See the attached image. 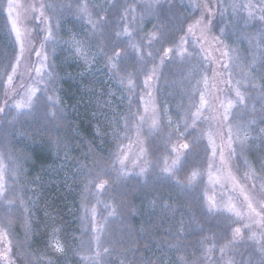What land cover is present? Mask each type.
<instances>
[{
    "label": "snow or ice",
    "instance_id": "obj_1",
    "mask_svg": "<svg viewBox=\"0 0 264 264\" xmlns=\"http://www.w3.org/2000/svg\"><path fill=\"white\" fill-rule=\"evenodd\" d=\"M5 10L0 264H69L70 256L81 264H111L113 257L127 264L125 245L111 234V218L121 214V190L129 180L147 182L150 176L185 197L188 216L187 223L177 221L175 232L166 230L153 255L139 264H264V0H0ZM145 20L155 21L152 31H144ZM240 43L248 45L250 58L241 54ZM57 50L65 63L83 66L81 76L102 72L119 96L110 89L101 95L114 99L96 104L104 127L111 128L103 135L112 147L104 154L90 146V163H73L72 179L82 181L79 235L66 237L53 224L45 247L33 248L32 208L39 197L31 185L38 180H29L30 156L13 141L17 135L35 140L17 127H31V118L36 131L64 153V163L69 160L72 149L59 132L67 120ZM168 88L179 89L174 106ZM102 131L96 138L103 143ZM156 203L177 212L172 204Z\"/></svg>",
    "mask_w": 264,
    "mask_h": 264
},
{
    "label": "trees",
    "instance_id": "obj_2",
    "mask_svg": "<svg viewBox=\"0 0 264 264\" xmlns=\"http://www.w3.org/2000/svg\"><path fill=\"white\" fill-rule=\"evenodd\" d=\"M94 2L97 3L95 0ZM6 16V10L0 11V48L6 44L4 39ZM183 16H188L187 10L183 11ZM197 16L198 14L194 18ZM153 23L155 21H148L145 26L142 25L144 31H152ZM66 27L72 28L73 31L78 30V26L71 23ZM61 35L67 39L64 31ZM245 46L246 43L242 45L243 51H245ZM62 56L58 55L59 58L56 59V69L62 78L60 95L66 108L67 123L60 128L59 132L66 138L72 149L69 153V160L64 163V153H57L49 144L48 137L36 131L37 121L31 118H29L31 127L28 124L17 127L20 130L29 131L35 136V140H23L17 135L13 141L15 148L24 149L30 156V160L25 165L30 172L29 180H38L37 184L31 185L36 188L39 197L38 204L32 208L34 233L31 242L33 248L45 247L53 224L62 226L64 230L62 235L66 237L72 234L79 235L82 227L79 220L82 181L72 179L73 173L76 172V167H73L74 160L88 164L90 158L85 160V155L90 146L97 150L104 149V154L112 147L111 137L103 135L104 131L110 132L111 128L104 127L105 121L100 116V109L96 107V104L100 99H114L101 95L110 89L116 92L117 97L119 96L115 84L99 71L94 76H81L80 73L84 71L83 66H77L75 63L67 64L61 59ZM243 56L250 58L246 51ZM100 67L102 68L103 65L101 64ZM169 104L171 106L176 104L174 97L169 98ZM122 110V106L117 108V111ZM104 112L111 115L106 108ZM260 126L264 127V125ZM98 129L103 130V143L101 139L96 138ZM12 131L15 132L16 129ZM233 168L240 177L243 176L242 172ZM121 191L123 193L122 210L118 217L111 218V234L125 245L123 251L127 256V264H139L141 258L146 259L153 255L160 237L168 235L166 230L171 229L175 232L176 223L182 217L187 223V201L185 197L178 195L177 191L166 181L155 176H150L147 182L139 177H133ZM157 201L174 205L177 209L176 214L163 210L156 203ZM18 233L23 239L24 233L20 225H18ZM120 259V257H113L111 264H120ZM69 264H81L80 258L70 256Z\"/></svg>",
    "mask_w": 264,
    "mask_h": 264
},
{
    "label": "rangeland",
    "instance_id": "obj_3",
    "mask_svg": "<svg viewBox=\"0 0 264 264\" xmlns=\"http://www.w3.org/2000/svg\"><path fill=\"white\" fill-rule=\"evenodd\" d=\"M95 1H96L97 3H100V2H101V0H95ZM21 2H22V3H27L28 0H21ZM107 2H108V3H115L116 0H107ZM209 2L212 3V4H215V0H209ZM184 3L186 4V3H187V0H184ZM196 18H198V16H197ZM147 23H148V20H145L144 23H143V26H145ZM247 31L251 34V33H254L255 29H254V28H249ZM227 43L232 44L233 41H232V40H228ZM242 45H244V43H240V44L238 45L241 54L243 55V53H245V51H246V54H247V55H251V53L248 51V45L246 44V46H245L246 48L244 49L245 51H243V49H242ZM233 46H237V45H233ZM58 55H61V56L63 55L61 59H62L63 62H64V55H65V54H64V53H61L59 50H57V56H58ZM80 66H82V65H80ZM209 67H210V66H209ZM168 79H169V80H172V79H174V77L171 76V75L169 74V75H168ZM164 91L173 93V95H172L170 98L174 97L175 100H176V103H177L178 101H180L181 97H180V95H179V89H178V88H177V89L168 88V89H165ZM185 103H186V102H185ZM248 158H249L251 161H253V163H255L256 156H255V154H254L253 152H250V153L248 154ZM232 171H233V175L236 177L237 182H238L241 186H246L247 182L244 180L243 176L240 177V176L235 172L234 168L232 169ZM204 182H205V184H207V177H205V181H204ZM218 187H219V186H217V188H218ZM230 189H231V184H230V183H225V188H224V190L228 193V195H232ZM212 194H213V192L210 190V191H209V195H212ZM234 202L237 203V205H239V201H234ZM18 225H19V224L16 225L17 231H18ZM238 226H239V225H238ZM18 234H19V233H18Z\"/></svg>",
    "mask_w": 264,
    "mask_h": 264
}]
</instances>
